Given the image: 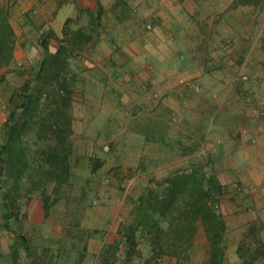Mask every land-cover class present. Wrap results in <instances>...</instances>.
<instances>
[{
	"label": "crops",
	"instance_id": "obj_1",
	"mask_svg": "<svg viewBox=\"0 0 264 264\" xmlns=\"http://www.w3.org/2000/svg\"><path fill=\"white\" fill-rule=\"evenodd\" d=\"M126 1L129 7L120 12L111 7L115 0H31L33 14L40 7L35 24L47 49L35 39L36 54L23 42L13 56L23 63L20 92L27 77L33 86L34 64L50 67L65 44L72 158L101 149L102 169L119 140L109 165L136 171L144 186L124 191L118 203L112 189L103 191L101 206L91 204L81 214L78 225L85 230L69 234L61 215L45 218L39 196L18 197L17 207L6 208L0 185V264H109L102 253L109 244L121 246L116 229L128 215L127 199L142 193L150 177L197 167L223 187L219 209L228 226L230 264L237 261L236 234L250 222L262 225L264 239V0ZM29 4L0 0V7ZM74 30L87 40L66 44ZM13 70L2 66L0 77ZM78 141H85L83 150ZM71 164V170L89 172L85 159ZM98 169L86 179L96 180ZM77 232L87 238L79 242ZM190 251L185 263L202 264V249ZM176 263L174 257L161 261ZM134 264H144V256Z\"/></svg>",
	"mask_w": 264,
	"mask_h": 264
},
{
	"label": "trees",
	"instance_id": "obj_2",
	"mask_svg": "<svg viewBox=\"0 0 264 264\" xmlns=\"http://www.w3.org/2000/svg\"><path fill=\"white\" fill-rule=\"evenodd\" d=\"M111 7H119L123 12L129 4L126 0H115ZM13 35L7 10L0 7V68L14 58ZM82 40L87 37L80 30L63 39L69 45L81 44ZM37 44L44 52L46 36L40 34ZM68 53V47L60 44L50 59V67L41 61L38 68H32L34 85L31 76L23 81L18 93L20 102L8 112L0 144V185L6 208L17 207L18 197L36 193L48 218L51 207L62 197V189L71 184V160L85 159L90 175L105 161L101 149L86 158L80 155L72 158V119L66 104L72 80ZM4 79L2 74L0 81ZM24 180L29 184H24ZM149 183L142 193L127 199L128 215L116 229L123 246L107 245L102 253L105 262L134 264L136 257L144 256V264H160L164 257H174L176 264H184L190 260V250L201 248L202 264H225L228 226L219 209L224 190L216 176L197 167L168 172L161 178L150 177ZM80 190L79 210L64 213L60 220L69 234L73 229L85 230L78 223L91 203L86 202V188ZM83 235L77 232L79 242L87 238ZM236 235L235 264H258L264 258L262 225L250 222Z\"/></svg>",
	"mask_w": 264,
	"mask_h": 264
},
{
	"label": "rangeland",
	"instance_id": "obj_3",
	"mask_svg": "<svg viewBox=\"0 0 264 264\" xmlns=\"http://www.w3.org/2000/svg\"><path fill=\"white\" fill-rule=\"evenodd\" d=\"M30 1V4L28 7H5L8 13V18L10 19L14 29L16 32H14L13 38H14V47L15 52L21 48V45L27 43V53L32 51L36 54V48L31 47V42L38 38V34L40 33V26L38 24V17L40 14L36 15L39 12L40 7L36 9V13L33 14V8L34 5ZM34 2V1H33ZM4 7V6H3ZM36 15V16H35ZM31 22H27V21ZM32 21H35L34 23ZM33 23V24H31ZM38 25V26H36ZM22 28V30H21ZM21 31V32H20ZM34 54V55H35ZM9 69L10 67L13 68L14 72L13 74H10L9 77L5 78L3 81H0V134L3 133V130L5 129L4 125L1 124L4 122V119L7 118L8 112L10 109L13 108V106L20 101L18 95L19 87H18V81L20 79L21 74H23L21 71V66L23 63H16V58H13V60L10 61ZM38 63L34 64V67H37ZM7 66V65H3ZM33 68V67H32ZM25 69V68H24ZM29 70V69H28ZM71 72V71H70ZM35 82H33L34 85ZM94 126V125H93ZM78 146H81V150H83L86 146V143L84 141L79 142ZM84 144V147L82 145ZM120 141L117 140L113 142V150H111V156L107 157V161L104 165V168L98 169L96 172V180L93 179L92 181L88 182L86 181V177L88 175L87 171H83L79 168H73L72 169V177H71V184L68 187H64L62 189V197L59 198V200L51 207V211L53 213V217H64V213L72 212L75 210H79L78 204L80 201V193L82 190L86 188L87 192L85 195L86 202L91 203L94 208H97L98 206H101V199L103 198V191H108L109 189H112L115 193V198H112L115 202L118 203L120 200L122 193H125L124 188L122 186L123 181L125 179H128L129 177L135 176L137 173H132V171H125L123 169H120V166H110V161L115 160V155L119 150ZM94 148V147H93ZM118 154V153H117ZM138 175V174H137ZM5 176V174H3ZM108 176L109 180L105 181V177ZM137 183L134 186H130V188L126 191H129L133 189H137L138 186H144L141 184V177L138 176ZM141 178V179H140ZM24 184H29L24 180ZM31 196H38V194H33ZM107 202H103V205H106ZM111 203V202H110ZM112 205L108 204L104 209L111 208ZM227 254V261L225 264H230L234 262L233 253L228 252ZM161 264V263H160ZM188 264V263H185Z\"/></svg>",
	"mask_w": 264,
	"mask_h": 264
},
{
	"label": "built area",
	"instance_id": "obj_4",
	"mask_svg": "<svg viewBox=\"0 0 264 264\" xmlns=\"http://www.w3.org/2000/svg\"><path fill=\"white\" fill-rule=\"evenodd\" d=\"M67 76H70V74L68 73ZM60 92L62 93L63 91L60 90ZM105 181L109 180V177L106 176ZM137 183V176H132V177H129L128 179H125V181H123L122 183V186L124 188V190L126 191L127 189L130 188V186H134L135 184ZM123 246V243H121V247Z\"/></svg>",
	"mask_w": 264,
	"mask_h": 264
}]
</instances>
